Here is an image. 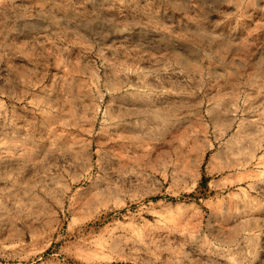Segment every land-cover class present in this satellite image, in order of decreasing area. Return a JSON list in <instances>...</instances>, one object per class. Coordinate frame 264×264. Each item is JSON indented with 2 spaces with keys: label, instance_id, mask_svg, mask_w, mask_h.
<instances>
[{
  "label": "clouds",
  "instance_id": "9594fccd",
  "mask_svg": "<svg viewBox=\"0 0 264 264\" xmlns=\"http://www.w3.org/2000/svg\"><path fill=\"white\" fill-rule=\"evenodd\" d=\"M0 264H264V0H0Z\"/></svg>",
  "mask_w": 264,
  "mask_h": 264
},
{
  "label": "rangeland",
  "instance_id": "374dc122",
  "mask_svg": "<svg viewBox=\"0 0 264 264\" xmlns=\"http://www.w3.org/2000/svg\"><path fill=\"white\" fill-rule=\"evenodd\" d=\"M104 142H107V141L105 140ZM110 146H112V145H110ZM94 147H95V144H94ZM116 147H117V150H119L118 146H116ZM200 191H201V194L208 192L207 178L200 184Z\"/></svg>",
  "mask_w": 264,
  "mask_h": 264
}]
</instances>
